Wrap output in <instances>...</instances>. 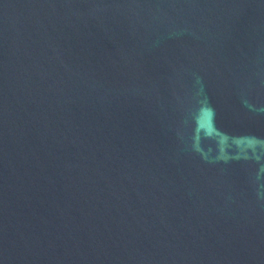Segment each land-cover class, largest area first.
<instances>
[{
  "label": "water",
  "instance_id": "obj_1",
  "mask_svg": "<svg viewBox=\"0 0 264 264\" xmlns=\"http://www.w3.org/2000/svg\"><path fill=\"white\" fill-rule=\"evenodd\" d=\"M0 264H264V0H0Z\"/></svg>",
  "mask_w": 264,
  "mask_h": 264
}]
</instances>
